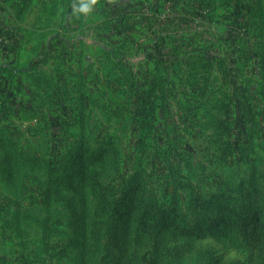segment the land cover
Segmentation results:
<instances>
[{"label":"rangeland","instance_id":"374dc122","mask_svg":"<svg viewBox=\"0 0 264 264\" xmlns=\"http://www.w3.org/2000/svg\"><path fill=\"white\" fill-rule=\"evenodd\" d=\"M74 2L0 0V264H264V15Z\"/></svg>","mask_w":264,"mask_h":264},{"label":"trees","instance_id":"16d2710c","mask_svg":"<svg viewBox=\"0 0 264 264\" xmlns=\"http://www.w3.org/2000/svg\"><path fill=\"white\" fill-rule=\"evenodd\" d=\"M258 13L261 15H264L260 10H258ZM79 159H74L71 163V167L73 166L75 168V166H77L79 163ZM76 172V171H74ZM56 172L55 170H51L50 171V175H51V178H52V182L50 183V189L48 191V195L46 197V208H47V214L51 215V211H52V199H51V190H53V184H54V181H53V176H55ZM75 174L79 175V176H82V177H86V174L85 172L82 170V171H78L76 172ZM254 182H256V179L254 178ZM91 187L94 191V194H95V200L97 202V205L100 209V211L102 212H105L108 210L109 208V205H110V201H109V198L107 197V195L105 194V186L103 185L102 182L98 181L97 179H93L92 182H91ZM252 190H253V193H257V190H258V186L255 184L252 186ZM227 199H230L234 202H237L238 200L237 199H234V198H228V197H219V198H213L209 201H202V205H201V208L202 210H209L211 208H213L214 206L217 205V202L219 200H227ZM125 207H126V211H132V207H133V201H127L125 202ZM256 214V217L255 219L259 222L261 220V222L263 223H260V230L258 231V234H257V239L255 241V250L257 251L258 254H264V219H262L261 217V214H259V211L257 209H254L253 211V215L255 216ZM147 216V217H146ZM151 218V217H150ZM254 218V217H253ZM140 220L143 222V224H145L147 222V220H149L150 222L153 221L152 219L150 220L149 219V215H145V216H140ZM184 216L182 215H179L177 214L176 215V223L177 224H184ZM97 224V227H96V235L98 234L99 232V225H101L100 223H96ZM247 226L248 224L247 223H243L242 224V227H241V231H242V234H243V237L244 238H247ZM94 258H95V254H92V257H91V262L94 261ZM128 264H142V261L141 259L138 257V256H132L130 259H129V263Z\"/></svg>","mask_w":264,"mask_h":264},{"label":"clouds","instance_id":"9594fccd","mask_svg":"<svg viewBox=\"0 0 264 264\" xmlns=\"http://www.w3.org/2000/svg\"><path fill=\"white\" fill-rule=\"evenodd\" d=\"M95 3L96 0H77L72 5L73 13L87 16L93 11Z\"/></svg>","mask_w":264,"mask_h":264},{"label":"crops","instance_id":"0c3cea01","mask_svg":"<svg viewBox=\"0 0 264 264\" xmlns=\"http://www.w3.org/2000/svg\"><path fill=\"white\" fill-rule=\"evenodd\" d=\"M253 7L256 10H260L264 14V0H253Z\"/></svg>","mask_w":264,"mask_h":264}]
</instances>
